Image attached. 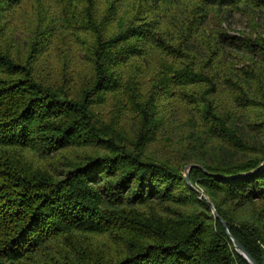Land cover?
Wrapping results in <instances>:
<instances>
[{
    "label": "trees",
    "instance_id": "1",
    "mask_svg": "<svg viewBox=\"0 0 264 264\" xmlns=\"http://www.w3.org/2000/svg\"><path fill=\"white\" fill-rule=\"evenodd\" d=\"M263 164L264 0H0V264H264Z\"/></svg>",
    "mask_w": 264,
    "mask_h": 264
},
{
    "label": "water",
    "instance_id": "2",
    "mask_svg": "<svg viewBox=\"0 0 264 264\" xmlns=\"http://www.w3.org/2000/svg\"><path fill=\"white\" fill-rule=\"evenodd\" d=\"M264 165V164H263ZM262 165V166H263ZM194 165H190L186 167L185 170V176L186 179L189 181L190 180V171L192 169ZM214 214L217 216V218L222 222L224 229L226 231L227 236L229 237V239L233 242L235 249L237 250V252L244 257L250 264H259L251 255L250 253L245 249V247L237 240L233 237V235L231 234L228 225L226 223V221H224L219 214L217 213L215 207H214Z\"/></svg>",
    "mask_w": 264,
    "mask_h": 264
},
{
    "label": "rangeland",
    "instance_id": "3",
    "mask_svg": "<svg viewBox=\"0 0 264 264\" xmlns=\"http://www.w3.org/2000/svg\"><path fill=\"white\" fill-rule=\"evenodd\" d=\"M31 4L27 7V9H26V11H24V12H22V14H21V16H20V20H22V19H28L29 17L30 18H32L33 16H34V14H32L31 13ZM239 16H235L232 20H231V23L229 24L230 25V31H231V33L232 34H237L240 30H243V29H245V27H247L246 26V22L243 20V22H241L240 20H239V18H238ZM29 18V19H30ZM28 19V20H29ZM26 35H27V33H24L23 35H22V38L24 39V38H26ZM64 48H66L65 46H64ZM53 54H54V52H53ZM53 57H54V55H53ZM55 58V59H54ZM53 59H51L50 60V65H53L54 63H55V61L57 60L56 59V57H54ZM57 69H60V66L58 65V68ZM56 69V70H57ZM55 70V71H56Z\"/></svg>",
    "mask_w": 264,
    "mask_h": 264
}]
</instances>
